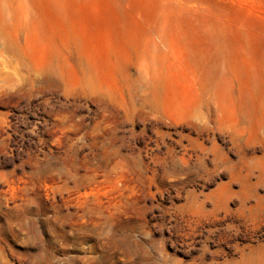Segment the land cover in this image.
Instances as JSON below:
<instances>
[{"label": "rangeland", "instance_id": "1", "mask_svg": "<svg viewBox=\"0 0 264 264\" xmlns=\"http://www.w3.org/2000/svg\"><path fill=\"white\" fill-rule=\"evenodd\" d=\"M0 264H264V0H0Z\"/></svg>", "mask_w": 264, "mask_h": 264}]
</instances>
